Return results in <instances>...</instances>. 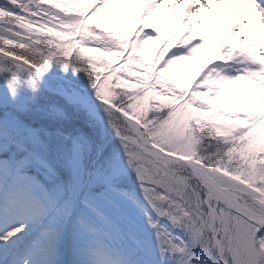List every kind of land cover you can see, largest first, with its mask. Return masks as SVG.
<instances>
[{
  "label": "snow or ice",
  "instance_id": "obj_1",
  "mask_svg": "<svg viewBox=\"0 0 264 264\" xmlns=\"http://www.w3.org/2000/svg\"><path fill=\"white\" fill-rule=\"evenodd\" d=\"M140 3L131 42L124 15L102 27ZM169 5L190 6L176 46L147 22ZM224 15L219 43L191 23ZM209 46L197 80L171 74ZM244 82L264 89V0H0V264H264V96Z\"/></svg>",
  "mask_w": 264,
  "mask_h": 264
},
{
  "label": "bare ground",
  "instance_id": "obj_2",
  "mask_svg": "<svg viewBox=\"0 0 264 264\" xmlns=\"http://www.w3.org/2000/svg\"><path fill=\"white\" fill-rule=\"evenodd\" d=\"M94 5H95V0H93V6ZM189 7L190 6L188 5H185L184 7H182L179 10L176 19L170 21L171 12L173 9H172V6L169 5L165 9H163L161 12H157L153 14L151 17H148L147 22L152 23V24H157V23L162 24L165 29H167L168 27H171L173 29L171 36L173 34L177 35L181 27L187 28L189 26L190 22H187L185 20L186 14L189 11ZM228 7H229V11H231V6H228ZM143 11H144L143 3L132 5L131 11L126 10L124 13H119V12L114 13L112 12L111 9L105 8L104 12L110 13V14L107 16L102 15L101 17H99V20L105 21L107 24H110L112 26L123 25L122 22L119 19H117V17L124 15L125 18L131 19L132 23L134 22L136 23V26H138V21L141 18H143ZM228 21H229V17L227 15H224L222 22H217L213 18L211 23H204L203 25L199 21H194L191 23L196 24L198 34L200 33L201 28L203 27L204 31L212 37L213 42L219 43L227 33ZM164 35H167V33L165 32ZM206 58H207L206 56H201V58L199 59L196 65V68L194 71L195 74L201 71V67L202 68L204 67L206 63L205 62Z\"/></svg>",
  "mask_w": 264,
  "mask_h": 264
},
{
  "label": "rangeland",
  "instance_id": "obj_3",
  "mask_svg": "<svg viewBox=\"0 0 264 264\" xmlns=\"http://www.w3.org/2000/svg\"><path fill=\"white\" fill-rule=\"evenodd\" d=\"M101 22V25H102V27H103V25H105V24H107L105 21H100ZM110 28H115L116 26H112V25H110V24H107ZM117 26H120V27H124V25H117ZM132 28H133V32L132 33H130L129 34V42H131V40H132V38H133V36L135 35V30H136V28H137V26H136V23H132ZM147 30V29H146ZM141 35H142V33H141ZM171 39H172V41H173V46H176V45H178V44H180V43H178V42H180V40H179V38L177 37V35L176 34H173L172 36H171ZM157 42H160V45H156V48H157V51L159 50V48L160 47H162L163 46V43H164V41H163V39H161L160 41H153V42H151V44L152 43H157ZM215 43V42H214ZM90 47H92V46H90ZM95 47H97V46H95ZM156 51V52H157ZM207 52H204V51H201V52H199V53H197V55H196V57L194 58V61H193V64H192V66H191V71L189 72V73H187V74H185V70L184 71H176L177 73H179V74H177V75H175V76H182V75H188L189 74V81H191V79H193V80H197L198 79V76L200 75V74H202V72L205 70V68L203 67H201V71L199 72V73H197V74H195L194 73V71H195V68H196V65H197V63H198V61H199V59L201 58V56H206L207 58H206V60H205V64H207L210 60H212L213 59V57H212V50H211V46H209L208 47V49L206 50ZM204 52V53H203ZM204 54V55H203ZM190 61H188L187 63H189ZM191 65V64H190ZM205 66V65H204ZM244 83H247V84H249V87H251V88H255L256 90H258V91H260L261 92V95L262 96H264V89H259L258 88V86L257 85H251L249 82H244ZM238 98H244L246 101H247V93H240V92H237L236 94H235V96L233 97V99H238ZM255 103L256 102H254L252 105H250V104H248V103H245V104H242V105H237L236 107H237V110H239L240 108H244V107H249V106H255ZM262 106H264V100H262L261 102H259Z\"/></svg>",
  "mask_w": 264,
  "mask_h": 264
},
{
  "label": "trees",
  "instance_id": "obj_4",
  "mask_svg": "<svg viewBox=\"0 0 264 264\" xmlns=\"http://www.w3.org/2000/svg\"><path fill=\"white\" fill-rule=\"evenodd\" d=\"M181 81H184V79L182 78V80ZM186 81V80H185Z\"/></svg>",
  "mask_w": 264,
  "mask_h": 264
}]
</instances>
